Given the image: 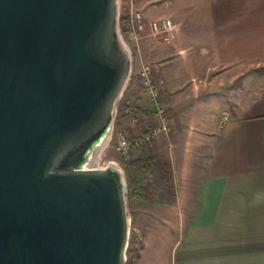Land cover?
<instances>
[{
  "label": "water",
  "instance_id": "1",
  "mask_svg": "<svg viewBox=\"0 0 264 264\" xmlns=\"http://www.w3.org/2000/svg\"><path fill=\"white\" fill-rule=\"evenodd\" d=\"M133 66L121 0H0V264H127L126 174L98 160Z\"/></svg>",
  "mask_w": 264,
  "mask_h": 264
},
{
  "label": "crops",
  "instance_id": "2",
  "mask_svg": "<svg viewBox=\"0 0 264 264\" xmlns=\"http://www.w3.org/2000/svg\"><path fill=\"white\" fill-rule=\"evenodd\" d=\"M138 4L147 19L170 16L177 28L157 44V60L146 55L154 38L143 54L133 50V71L157 62L161 101L179 121L156 136L177 197L159 206L148 264H264V0ZM134 106L143 116L128 115L134 136L160 122L148 95Z\"/></svg>",
  "mask_w": 264,
  "mask_h": 264
},
{
  "label": "built area",
  "instance_id": "3",
  "mask_svg": "<svg viewBox=\"0 0 264 264\" xmlns=\"http://www.w3.org/2000/svg\"><path fill=\"white\" fill-rule=\"evenodd\" d=\"M121 25L124 39L130 44L133 50L141 53L145 39H166L171 40L176 35V23L170 16H160L158 18L147 19L143 9L139 6L138 0H121ZM158 64L155 62H143L139 71H133L131 80L134 81L137 90L148 95L160 122H154L143 134L134 136L125 131L119 134L118 149L127 159H134L136 148L144 143H150L153 138L162 132H169L176 123V118L163 105L161 101V88L156 84L154 76ZM135 98L132 95L124 98L122 103V113L133 114L134 120L139 122L142 115L136 113L134 106Z\"/></svg>",
  "mask_w": 264,
  "mask_h": 264
},
{
  "label": "rangeland",
  "instance_id": "4",
  "mask_svg": "<svg viewBox=\"0 0 264 264\" xmlns=\"http://www.w3.org/2000/svg\"><path fill=\"white\" fill-rule=\"evenodd\" d=\"M121 12H122V5H121ZM150 40L151 42L146 52L147 58L151 60H157L158 50H159L157 44H159V42H164L169 40L166 39H150ZM139 54L140 55L143 54V48L141 53ZM178 58L179 56H175L173 59H178ZM155 63L157 64V62ZM129 86L127 90L124 92L121 100L119 101L118 113H117L114 129L109 137L107 145L103 148L98 160V164L100 166H107L114 162L120 167H122L126 174L128 187H129V181L126 170V163L129 159H127L125 155L121 151H119L117 146L119 142V134L121 131H125L129 134H132L128 127L130 118L128 117V115L122 113V103L124 98L130 95H132V97L137 99L138 93L140 92L137 91L136 86L135 88L133 87L131 89H129L130 88ZM135 111L136 113H138L137 109H135ZM171 114L175 116L173 113ZM183 119L186 120L187 119L186 116L183 117ZM146 120L148 119H145L143 121L145 122V125L150 122ZM178 124L179 121H176V123L172 126L171 130L168 132V134L171 133L174 130V127H176ZM164 139L161 137L160 138L155 137L151 140L150 143H144L140 147L136 148L135 157L138 156L147 157L151 154H159L160 156L169 159V156H167V154L165 153V149L161 148L160 147L161 145H159V142H162L163 144ZM128 202H129V210L131 217V228H130L129 245L127 249V259H128L127 264H148L149 258L147 253L149 250V239L157 233L158 221L159 219H161L160 216L162 215L159 206H161L165 202H162L158 197L150 201L137 200L131 197L130 191L128 196Z\"/></svg>",
  "mask_w": 264,
  "mask_h": 264
},
{
  "label": "trees",
  "instance_id": "5",
  "mask_svg": "<svg viewBox=\"0 0 264 264\" xmlns=\"http://www.w3.org/2000/svg\"><path fill=\"white\" fill-rule=\"evenodd\" d=\"M131 197L150 201L159 198L162 202H173L177 197L175 175L172 162L151 154L138 156L126 163Z\"/></svg>",
  "mask_w": 264,
  "mask_h": 264
}]
</instances>
